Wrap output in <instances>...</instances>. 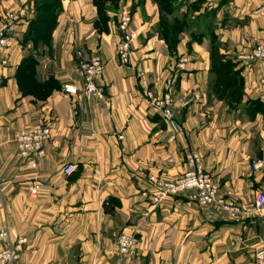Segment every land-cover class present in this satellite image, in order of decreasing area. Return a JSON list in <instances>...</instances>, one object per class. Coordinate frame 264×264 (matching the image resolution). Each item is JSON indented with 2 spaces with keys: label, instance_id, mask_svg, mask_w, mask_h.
<instances>
[{
  "label": "crops",
  "instance_id": "0c3cea01",
  "mask_svg": "<svg viewBox=\"0 0 264 264\" xmlns=\"http://www.w3.org/2000/svg\"><path fill=\"white\" fill-rule=\"evenodd\" d=\"M60 2L50 41L36 42L35 0H0V13H27L0 50V227L27 236L19 263L255 264L264 248V211L205 215L189 193L155 201L149 176L176 177L191 168L195 154L239 205L264 187V111L249 115L252 100L264 105V62L239 58L252 46L250 38L264 44V0H205L197 8L200 23H208L240 71L244 94L238 100L217 93L204 37L182 32L171 44L160 33L153 0L125 4L138 31L135 58L146 70L144 82L136 64L115 59L116 18L103 27L95 0ZM97 53L105 63L99 83L107 105L63 90L65 81L83 88L79 63ZM183 56L189 60L178 69ZM171 73L179 134L168 130L160 108L144 94L146 85L160 96ZM36 118L50 120L52 134L33 167L16 138ZM69 164L75 171L66 174ZM34 180L46 186L32 193ZM121 234L136 239L135 256L119 252Z\"/></svg>",
  "mask_w": 264,
  "mask_h": 264
},
{
  "label": "built area",
  "instance_id": "2783aa9c",
  "mask_svg": "<svg viewBox=\"0 0 264 264\" xmlns=\"http://www.w3.org/2000/svg\"><path fill=\"white\" fill-rule=\"evenodd\" d=\"M26 10L7 9L0 13V50L6 48L11 43V39L17 31L18 24L26 17ZM118 28L120 30V39L116 43L115 59L126 67H134L136 64L137 74L145 76L144 67H139L135 58V40L138 37V31L134 24L131 11H124L120 18ZM252 46L247 53L242 54L239 58L249 62H264V44L255 42L250 38ZM79 56L83 51L77 52ZM188 57L183 56L176 67L183 68L188 62ZM1 59V63H5ZM80 74L83 78V88L79 89L70 81L63 83V90L68 94H76L79 100L83 95L94 96L101 105H107L109 98L104 88L99 83L105 63L100 54H95L88 60H81L79 63ZM175 75L173 73L165 81L164 91L160 96H156L149 90V86H144V94L150 99L151 103L160 108L161 114L173 134H179L182 129L174 116V97ZM260 87L264 93V75L260 79ZM52 134V125L50 120L36 118L27 127L17 133L16 146L20 154L26 159L29 165L36 167L40 158L45 154L46 145ZM191 168L176 177L161 175H150L149 182L155 201L164 196H180L189 193L190 198L194 200L205 215L212 214L214 209H218L222 214L264 211V187L258 191L253 200L243 205L235 202L232 192L223 188L213 175L207 171L199 162V157L195 154L189 155ZM258 168V164H254ZM75 171V166L69 164L64 167L66 174ZM45 183L38 180L32 181L30 191L36 193L42 189ZM1 207V204H0ZM28 238L19 234L9 225L0 227V264H20L19 257L28 245ZM119 252L128 258L137 253V242L133 236L121 234L117 238ZM255 264H264V248L255 253Z\"/></svg>",
  "mask_w": 264,
  "mask_h": 264
},
{
  "label": "rangeland",
  "instance_id": "374dc122",
  "mask_svg": "<svg viewBox=\"0 0 264 264\" xmlns=\"http://www.w3.org/2000/svg\"><path fill=\"white\" fill-rule=\"evenodd\" d=\"M99 5L98 13L103 22V27H106L109 20L117 19V24H119V18L124 11H130L125 8L127 0H95ZM158 8L160 14V20L157 22L159 26L160 33L163 34L166 38L169 39L171 44H174L176 37L182 32L189 33L191 32L194 39H199L203 41V37L206 39V42L209 44V47L213 43H217L216 36L211 27L205 21L200 23V16L197 14V8L205 0H153ZM47 2V0H35V6L37 13L36 18L42 16V4ZM110 2V4H109ZM138 2H133V7H136ZM38 7V8H37ZM132 11V10H131ZM209 19H206V21ZM156 26V27H157ZM202 32L200 33V31ZM243 84V79L238 80V85ZM45 92V91H44ZM43 92V93H44ZM239 107H245L243 100L239 102Z\"/></svg>",
  "mask_w": 264,
  "mask_h": 264
},
{
  "label": "trees",
  "instance_id": "16d2710c",
  "mask_svg": "<svg viewBox=\"0 0 264 264\" xmlns=\"http://www.w3.org/2000/svg\"><path fill=\"white\" fill-rule=\"evenodd\" d=\"M96 5L99 9V5L97 3ZM41 6L42 16L33 21L31 38L36 42L40 40L48 42L56 24V18L62 10V4L60 0H47ZM220 48L218 42L211 45V68L215 73L217 93L220 97L241 99L244 93L241 88L243 84L238 85V80L242 78L240 71L236 70L233 60L222 53ZM249 107H251L250 118H254L257 111H264V105L260 100H252Z\"/></svg>",
  "mask_w": 264,
  "mask_h": 264
}]
</instances>
